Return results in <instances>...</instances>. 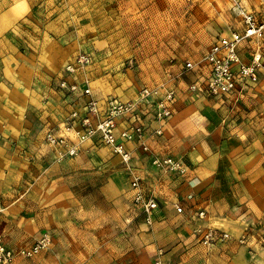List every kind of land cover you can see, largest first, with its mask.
I'll use <instances>...</instances> for the list:
<instances>
[{
  "label": "crops",
  "instance_id": "obj_1",
  "mask_svg": "<svg viewBox=\"0 0 264 264\" xmlns=\"http://www.w3.org/2000/svg\"><path fill=\"white\" fill-rule=\"evenodd\" d=\"M251 1L243 2L250 11ZM125 2L0 0V234L13 250L44 232L52 237L49 249L10 264H264V70L239 96L189 91L208 75L209 47L230 29L211 38L198 62L170 51L160 71L125 67L138 57L121 40L124 18H132ZM256 16L264 20V10ZM256 47L264 56V39L240 45L244 64ZM81 53L91 63L68 75L65 66ZM185 61L196 69L181 74ZM64 78L78 90L60 89ZM159 84L176 92L172 115L163 123L144 120L150 153L125 143L128 166L96 138L59 161L64 149L45 143L72 112L82 115L85 89L91 99L128 101ZM152 156L178 160L186 171L158 170ZM133 175L157 201L150 225L133 203ZM200 225L227 239L205 248L193 234Z\"/></svg>",
  "mask_w": 264,
  "mask_h": 264
},
{
  "label": "built area",
  "instance_id": "obj_2",
  "mask_svg": "<svg viewBox=\"0 0 264 264\" xmlns=\"http://www.w3.org/2000/svg\"><path fill=\"white\" fill-rule=\"evenodd\" d=\"M230 11L240 24V29H230L225 36L219 37L204 55L203 61L209 68L208 75L200 84H191L190 92L202 91L213 98H223L241 93L247 81L255 83L258 74L264 70V62L260 48L251 51L249 64H244L239 56V47L244 42L258 44L264 39V20L258 18L253 11L248 10L244 0H227ZM91 63L87 54H79L64 68L68 75ZM196 64L185 61L181 74L194 71ZM58 87L70 93L78 90L75 83L66 78L58 83ZM84 96L89 100L83 107V113L72 112L63 123L45 134V143L52 147L63 148L57 161L63 157H74L78 154L79 146L86 140L96 138L101 144L112 148L125 165L132 160V152L125 149V143H137L143 154H149L150 149L146 142V127L144 120L149 119L163 123L172 115V105L175 102L176 92L164 84L152 87H142L137 94L128 101H120L114 97L104 100L90 98V91L85 89ZM121 123L125 124L118 132ZM162 134L161 128L154 130V135ZM71 138H74L72 141ZM151 166L165 173L183 175L186 171L180 161L171 157H151ZM134 190L133 203L145 214V223L151 224V213L157 208V201L153 195H146L141 191L140 178L133 175L130 182ZM178 214L183 212L179 205L175 206ZM197 218L205 219V212L197 213ZM199 243L205 248L212 247L216 241L227 239L224 233L217 234L209 226H198L193 230ZM240 243H244L240 239ZM52 237L48 232L42 233L31 245L17 250L9 248L0 234V264H10L19 257L32 259L40 252L49 249ZM154 264H161L158 261Z\"/></svg>",
  "mask_w": 264,
  "mask_h": 264
},
{
  "label": "rangeland",
  "instance_id": "obj_3",
  "mask_svg": "<svg viewBox=\"0 0 264 264\" xmlns=\"http://www.w3.org/2000/svg\"><path fill=\"white\" fill-rule=\"evenodd\" d=\"M251 2L260 17L264 0ZM125 4L132 18L126 22L124 18L121 40L138 49V57L128 59L125 67H136L139 73L163 69L170 51H182L198 62L211 38L238 27L226 0H126Z\"/></svg>",
  "mask_w": 264,
  "mask_h": 264
}]
</instances>
